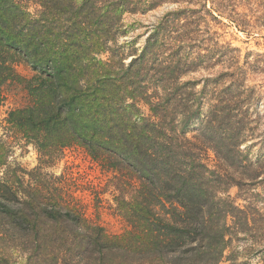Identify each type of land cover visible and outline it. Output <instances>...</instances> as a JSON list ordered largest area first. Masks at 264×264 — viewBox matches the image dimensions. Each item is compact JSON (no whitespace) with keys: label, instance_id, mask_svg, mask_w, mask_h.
Masks as SVG:
<instances>
[{"label":"trees","instance_id":"obj_1","mask_svg":"<svg viewBox=\"0 0 264 264\" xmlns=\"http://www.w3.org/2000/svg\"><path fill=\"white\" fill-rule=\"evenodd\" d=\"M140 10V0H0V106L10 81L30 97L5 122L41 159L79 146L135 189L115 197L128 228L109 235L70 201L55 194L48 203L42 186L11 175L0 140V264L22 254L35 264H237L226 253L249 220L229 190L243 173L222 167L239 164L250 182L263 174L242 150L254 101H241L234 71L200 88L183 82L194 61L157 64L156 43L133 49L126 63L124 15ZM228 19L247 28L236 11ZM12 54L33 79L17 74ZM209 152L222 169L210 168Z\"/></svg>","mask_w":264,"mask_h":264},{"label":"rangeland","instance_id":"obj_2","mask_svg":"<svg viewBox=\"0 0 264 264\" xmlns=\"http://www.w3.org/2000/svg\"><path fill=\"white\" fill-rule=\"evenodd\" d=\"M140 7L139 12L124 15L118 42L124 47L126 63L132 60L133 49L141 52L146 45L156 43L157 64L174 63V57L185 55L194 61L197 71L188 74L183 82L198 81L200 88L204 81L234 71L244 93L241 101L246 97L254 101L247 116L248 139L242 150H249L263 174L250 182L239 164L222 167L223 171L243 173L241 187H232L229 195L246 212L241 218L249 220L243 230L234 229L226 255L237 264H264V0H140ZM233 11L248 24L245 30L228 19ZM10 60L19 76L26 80L35 77L32 67L19 56L12 54ZM3 92L0 140L6 147L10 174L17 172L26 185L42 186L44 201L52 203L53 195H60L57 200L70 201L87 223L103 227L109 235L123 234L128 225L117 211L115 197L124 194L129 199L135 189L126 185L123 177L119 182L114 173L103 169L79 146L66 148L58 159H41L34 146L5 122L9 111L30 104L25 84L10 81ZM193 135L189 133V137ZM206 162L211 169H222L212 152ZM256 168L247 169L248 174ZM3 264L35 262L22 254L15 262Z\"/></svg>","mask_w":264,"mask_h":264}]
</instances>
